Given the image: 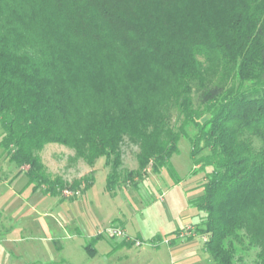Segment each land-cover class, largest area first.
<instances>
[{
  "label": "trees",
  "instance_id": "16d2710c",
  "mask_svg": "<svg viewBox=\"0 0 264 264\" xmlns=\"http://www.w3.org/2000/svg\"><path fill=\"white\" fill-rule=\"evenodd\" d=\"M191 1L0 0V148L61 197L46 145L89 167L103 158L111 190L169 168L185 138L204 172L191 205L205 252L234 264L228 249L247 239L264 264V0H198L227 13L209 32ZM126 144L137 168L123 175Z\"/></svg>",
  "mask_w": 264,
  "mask_h": 264
},
{
  "label": "rangeland",
  "instance_id": "374dc122",
  "mask_svg": "<svg viewBox=\"0 0 264 264\" xmlns=\"http://www.w3.org/2000/svg\"><path fill=\"white\" fill-rule=\"evenodd\" d=\"M191 7L188 18L199 30L204 20L205 32L227 22L226 11H220L215 3L193 0ZM190 149L187 139L181 138L169 168L157 173L147 170L142 179L108 190L103 158L89 167L82 160L72 163V151L58 144L46 145L40 153L46 171L67 183L60 197L43 188L34 189L24 174L27 168L19 172L0 148V264H106L104 254L114 242L106 233L110 228L133 241L142 240L135 241L141 246L132 247L131 252L135 254L139 248L146 255L134 260L128 256L123 264H216L203 253L209 234H199L203 214L191 205L202 195L204 172L193 166ZM122 150L121 171L125 175L137 168L138 149L126 144ZM90 173L91 184L74 193L72 183ZM117 221L124 229L115 224ZM176 238L191 241L183 256L172 258L167 245ZM87 246H93L98 255L89 257L84 250ZM228 250L234 264H259L257 249L249 246L247 239L243 244L232 243Z\"/></svg>",
  "mask_w": 264,
  "mask_h": 264
},
{
  "label": "crops",
  "instance_id": "0c3cea01",
  "mask_svg": "<svg viewBox=\"0 0 264 264\" xmlns=\"http://www.w3.org/2000/svg\"><path fill=\"white\" fill-rule=\"evenodd\" d=\"M115 224L124 229V224L121 221H117V222H115ZM175 232H177V231H175ZM114 238H112V241L114 240V242H112V244L110 246V250H108L104 254L106 256V264H112V263L113 264H123L122 261L127 259L128 256H130V259L134 260V259H140L141 257H144L146 255V252L144 250L139 249V248L136 250L135 254L133 252H131L132 247H135V248L137 247L134 245L135 241H141L142 242V240L137 239V240L133 241L131 238L128 237L130 242L128 241L127 242L128 244H125L126 242L124 243V241H123L124 239H121L119 237H114ZM190 239L185 241V242L180 241L177 238L171 240L170 244L167 245L168 246L167 248L171 254V257L172 258H178V257L183 256L184 255L183 251L185 248H187L189 246L188 244H190V241H191ZM154 240H151L150 242L154 243ZM84 250H85V253L91 258L98 255V251L93 246H91V247L87 246L84 248ZM152 250L155 251V250H158V248H152ZM203 253L205 255L207 254L204 250V247H203Z\"/></svg>",
  "mask_w": 264,
  "mask_h": 264
},
{
  "label": "built area",
  "instance_id": "2783aa9c",
  "mask_svg": "<svg viewBox=\"0 0 264 264\" xmlns=\"http://www.w3.org/2000/svg\"><path fill=\"white\" fill-rule=\"evenodd\" d=\"M106 233H107V235H108L110 238H114V237H122V238L125 239L126 241L129 240V238H128L125 234H123V233H121L120 231H118V230H116V229H113V228L108 229V231H107ZM202 239H203V242H204V241H205L204 238H202ZM135 246L139 247V246H141V244H140L139 242H135Z\"/></svg>",
  "mask_w": 264,
  "mask_h": 264
}]
</instances>
